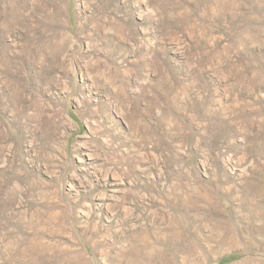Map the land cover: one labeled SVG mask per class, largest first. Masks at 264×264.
<instances>
[{"label":"rangeland","instance_id":"obj_1","mask_svg":"<svg viewBox=\"0 0 264 264\" xmlns=\"http://www.w3.org/2000/svg\"><path fill=\"white\" fill-rule=\"evenodd\" d=\"M0 264H264V0H0Z\"/></svg>","mask_w":264,"mask_h":264}]
</instances>
